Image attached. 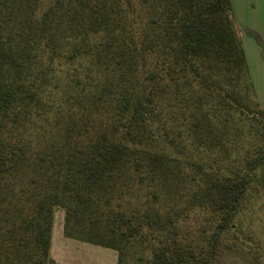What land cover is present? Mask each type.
<instances>
[{"label": "trees", "instance_id": "1", "mask_svg": "<svg viewBox=\"0 0 264 264\" xmlns=\"http://www.w3.org/2000/svg\"><path fill=\"white\" fill-rule=\"evenodd\" d=\"M261 201L231 0H0V264L53 263L57 210L118 264H259Z\"/></svg>", "mask_w": 264, "mask_h": 264}, {"label": "crops", "instance_id": "2", "mask_svg": "<svg viewBox=\"0 0 264 264\" xmlns=\"http://www.w3.org/2000/svg\"><path fill=\"white\" fill-rule=\"evenodd\" d=\"M242 29L244 50L256 96L264 109V0H231ZM51 264H118L115 249L70 238L64 234V211L57 210L51 242Z\"/></svg>", "mask_w": 264, "mask_h": 264}, {"label": "rangeland", "instance_id": "3", "mask_svg": "<svg viewBox=\"0 0 264 264\" xmlns=\"http://www.w3.org/2000/svg\"><path fill=\"white\" fill-rule=\"evenodd\" d=\"M243 221L241 227L245 228L251 237H254L262 245L264 250V201L256 203L249 211H246ZM216 264H256V262L253 253L240 248L226 250L221 261ZM259 264H264V257L260 259Z\"/></svg>", "mask_w": 264, "mask_h": 264}]
</instances>
